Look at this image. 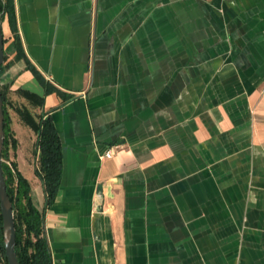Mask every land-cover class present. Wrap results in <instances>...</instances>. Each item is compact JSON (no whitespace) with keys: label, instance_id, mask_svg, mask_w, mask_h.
I'll list each match as a JSON object with an SVG mask.
<instances>
[{"label":"crops","instance_id":"1","mask_svg":"<svg viewBox=\"0 0 264 264\" xmlns=\"http://www.w3.org/2000/svg\"><path fill=\"white\" fill-rule=\"evenodd\" d=\"M11 3L6 152L51 264H264V0ZM46 116L62 161L48 206Z\"/></svg>","mask_w":264,"mask_h":264},{"label":"trees","instance_id":"2","mask_svg":"<svg viewBox=\"0 0 264 264\" xmlns=\"http://www.w3.org/2000/svg\"><path fill=\"white\" fill-rule=\"evenodd\" d=\"M1 18L7 14L13 16L11 0H0ZM19 45L14 41L10 50ZM2 73V67L0 75ZM26 92V91H23ZM4 101V90L1 85ZM4 111V109H3ZM36 132L35 147L38 151L35 174L42 182L45 194V205H50L56 196L61 178V142L60 137L49 116L41 117L32 125ZM8 120L4 114V142L2 158L8 159L6 152L8 143L14 147L15 141L10 137ZM11 167L2 162L6 182V190L12 203L15 226V252L19 264H51L49 247L44 235L43 213L32 204L30 188L27 180L16 170L14 163L8 159ZM7 264L4 254L1 216H0V263Z\"/></svg>","mask_w":264,"mask_h":264},{"label":"water","instance_id":"3","mask_svg":"<svg viewBox=\"0 0 264 264\" xmlns=\"http://www.w3.org/2000/svg\"><path fill=\"white\" fill-rule=\"evenodd\" d=\"M4 61V45L1 26L0 12V71ZM4 142V111L3 98L1 93V77H0V216L2 228V240L4 254L7 264H19L15 252V226L12 210V203L6 190V182L2 168V150Z\"/></svg>","mask_w":264,"mask_h":264},{"label":"built area","instance_id":"4","mask_svg":"<svg viewBox=\"0 0 264 264\" xmlns=\"http://www.w3.org/2000/svg\"><path fill=\"white\" fill-rule=\"evenodd\" d=\"M106 155L107 156H110L111 155V152L108 150V151H106ZM3 163H5V164H7L9 167H11V164H10V162H9V160L8 159H3Z\"/></svg>","mask_w":264,"mask_h":264},{"label":"rangeland","instance_id":"5","mask_svg":"<svg viewBox=\"0 0 264 264\" xmlns=\"http://www.w3.org/2000/svg\"><path fill=\"white\" fill-rule=\"evenodd\" d=\"M5 57H6V54L4 53V60H5ZM2 66H3L4 68H6V67H7V63H5V61H3ZM2 86H3V88H5V84H2ZM4 98H5V96H4ZM3 109H4V101H3ZM2 159H4V158H2Z\"/></svg>","mask_w":264,"mask_h":264}]
</instances>
